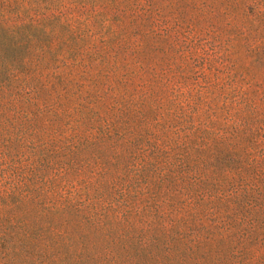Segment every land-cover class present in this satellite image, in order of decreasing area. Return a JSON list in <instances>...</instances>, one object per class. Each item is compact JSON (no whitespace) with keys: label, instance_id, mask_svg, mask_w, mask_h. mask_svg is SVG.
<instances>
[{"label":"trees","instance_id":"obj_1","mask_svg":"<svg viewBox=\"0 0 264 264\" xmlns=\"http://www.w3.org/2000/svg\"><path fill=\"white\" fill-rule=\"evenodd\" d=\"M0 264H264V0H0Z\"/></svg>","mask_w":264,"mask_h":264}]
</instances>
